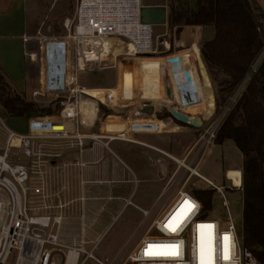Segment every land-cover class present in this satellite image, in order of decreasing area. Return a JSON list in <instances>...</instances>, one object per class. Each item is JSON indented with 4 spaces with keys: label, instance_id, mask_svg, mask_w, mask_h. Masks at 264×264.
I'll list each match as a JSON object with an SVG mask.
<instances>
[{
    "label": "built area",
    "instance_id": "built-area-1",
    "mask_svg": "<svg viewBox=\"0 0 264 264\" xmlns=\"http://www.w3.org/2000/svg\"><path fill=\"white\" fill-rule=\"evenodd\" d=\"M141 8V0H76L72 16L64 21L67 31L65 37L44 40L43 43H39L37 52L30 53L27 51V46L31 37L24 38L25 55L31 61H36L35 66L39 76L38 89L33 94L50 97L48 104L53 103L55 106L59 104L61 108L56 113L29 115L24 133L9 129L0 120L8 133L4 155L0 156L2 158L0 170L9 174L8 177L0 179V183L4 181L10 186L6 188L0 185V205L11 206L8 222L0 212V264H8V257L13 250L17 251L14 264H50L51 250L48 247H64L59 241L60 226L63 221L62 211L73 200H67L66 195L61 198L59 193H55L56 187L53 182L46 184L42 182L41 185L39 184L41 194L40 198L38 197L41 215H29L26 208L24 211L21 208L22 205L27 204L30 171L43 163L9 164L5 160L7 152L13 147L20 149L26 158H32V140L37 138L68 141L73 143L68 145L78 147V151L102 141H105L102 142L105 146L113 140L138 143L158 152L170 164V170L163 177L164 183L151 207L141 208L135 205L131 198L125 199V206L131 205L141 213L138 227L140 226L142 231L132 234V238L133 235L136 238L134 248L121 259L120 264H260L252 252L244 247L241 230L231 216L229 201L225 195L230 190H241V186L234 187L231 183L214 184L200 173L199 163L205 149L214 143L218 129L239 98L251 74L263 61L264 45L251 64L250 70L226 97L220 109L208 121H203L200 128H188L193 132L199 130L197 139L181 155H174L140 142L134 137L163 132L166 128L164 120L167 118L175 120L170 114L171 110L188 117L194 116L184 113L186 107L183 102L187 104L190 99L188 93L192 90L194 92L195 87L191 84L192 89L189 88L191 91L188 88L185 90L175 88L173 74L180 76V70L168 60L186 51L172 52L169 38H165L162 34L154 37V25L141 21ZM159 38H162L160 42ZM111 39L121 41L122 47L126 48L125 55L129 54L133 57L153 55L158 52V44L162 45L168 53L164 57L167 77H160L159 73L156 88L150 86L146 91L141 83L135 87V90L132 88L127 97H124L122 92L112 90L118 88V82L114 88H104L101 97H91L83 93V86L77 85L78 74L93 72L104 67L103 61L112 53L113 47L109 42ZM107 41L109 45L103 49L102 42L107 43ZM45 56H47V72ZM191 61V68L194 70V60ZM114 66L115 64L112 67ZM87 101H94L97 113L99 104L108 111L118 113L124 111V118L115 115L117 119H123V129L106 132L101 126L84 132L81 105L84 102L89 105ZM37 106L42 109L46 105ZM196 114L201 117L202 112ZM37 156L40 159L41 152ZM56 156L59 154L57 153ZM162 163L164 160L157 161V164ZM44 164H47L46 161ZM70 165L80 167L83 163L73 159ZM193 178L219 195L225 210L223 222L208 217L192 189H187V184ZM64 182L67 185L60 184L61 193L71 195L73 189L75 190L74 182L68 183L67 180ZM14 193H18L19 200ZM52 203L59 212H51ZM173 227L176 228L175 231H172ZM4 230L7 231L6 234ZM225 236L228 237L227 241ZM149 245L157 247L149 249ZM70 248L68 247V252ZM78 248L79 257L74 264H80V254L85 255L83 261L92 259L96 264H118L108 258L102 260L96 257L93 250L86 251L80 246ZM226 248L227 259H225ZM22 251L25 256L32 254L34 256L28 260L22 259L20 258ZM173 252L176 254H168Z\"/></svg>",
    "mask_w": 264,
    "mask_h": 264
},
{
    "label": "rangeland",
    "instance_id": "rangeland-1",
    "mask_svg": "<svg viewBox=\"0 0 264 264\" xmlns=\"http://www.w3.org/2000/svg\"><path fill=\"white\" fill-rule=\"evenodd\" d=\"M154 1V0H150ZM30 8L28 14V21L30 26V37L31 40L28 43L27 51L30 52H37L39 43H43L44 40H49L52 38H63L66 36L67 31L64 27V21L66 18L72 16L74 7L76 4V0H29ZM251 5L254 10L256 9L255 4L251 1ZM168 15V12H167ZM264 21V19L262 20ZM164 25V24H163ZM163 30L161 25H157L153 27V36L160 34ZM193 32V29H186L185 30V37L187 39H192L189 37L190 33ZM213 29L212 27H204L202 29V39H208L212 36ZM169 37H171L170 41L172 40V36L169 33ZM168 35H165V38H169ZM162 38H159V42ZM111 42V55L108 56L102 63L104 66L98 70L93 72H82L78 74L77 85L83 87H95V86H115L116 80L119 78L118 67L114 66L116 62L120 65V59L128 58L129 56L125 55L126 48H123L121 45V41L116 39L109 40ZM171 46V45H170ZM158 52L153 55L147 56H136L131 58L133 59L135 71L134 80H133V90L137 85L142 83L141 79H144L142 72L139 70L141 68V62L143 60H157L160 63L159 73L160 77H167V74L164 70V65L166 61L164 57L168 55V53L164 50L163 46L158 44ZM173 52V49H171ZM184 51L186 53L181 54L182 59L186 63L188 59H191L195 56L194 51L191 48H187ZM181 52V51H180ZM118 53V54H117ZM27 58H29L27 56ZM115 58V60H113ZM117 60V61H116ZM36 64V61L33 62ZM114 63V64H113ZM113 64V65H112ZM194 70L192 69V73H198V67L196 59H194ZM111 66V67H109ZM140 71V72H139ZM141 73V77L139 76ZM217 78L221 79L223 76L221 73H217ZM140 80V81H138ZM212 81V80H211ZM214 89L217 88L216 84L212 81ZM191 84L194 85L195 89L191 91L189 88ZM152 86V85H151ZM176 89H183L188 88L191 92L188 93L190 99H188L187 104L183 102L184 113H188L189 115L198 116L196 113L202 112L205 113L207 110L206 105V96L203 90L202 83H198L197 81L193 80L192 82L186 80H179L175 83ZM33 86L27 85L26 90L24 92L16 93L12 89L10 92L19 94L22 96L26 101H30L35 105H46L42 108V112L45 114L49 113H56L60 110L61 106L53 105V103L48 104L50 97H42V96H35L33 94ZM192 89V87H191ZM202 89V90H201ZM196 91V92H195ZM230 94V93H229ZM228 94V95H229ZM227 95V96H228ZM216 100V95H215ZM48 104V105H47ZM83 105V104H82ZM81 105V108H82ZM88 106V104H87ZM201 107V108H200ZM199 108V109H198ZM100 113L95 119L94 122V129L101 128L103 125L104 119L108 114L113 115H120L123 118L125 117V113L123 112H112L108 111L104 106L99 104ZM220 108H217L216 102V111ZM162 110L161 113H163ZM216 113V112H215ZM218 113V112H217ZM196 114V115H195ZM31 115L29 113L27 116ZM5 111V109L0 105V120L6 125L9 129L18 132L24 133L26 132V117L24 118H16L15 120H11ZM193 117V116H189ZM176 121V120H175ZM118 123H124L123 119H116ZM177 122V121H176ZM174 124L178 126H173L170 124L171 128H175L172 130L171 133L168 131V127L163 134V139L157 138L153 135H140L136 136L150 144L156 145L162 148L165 151L171 152L173 154H181L185 151V149L198 137L199 130H194L191 132H187V130L179 129L180 125L178 122ZM98 125V126H97ZM95 131V130H94ZM85 132V131H84ZM8 135L7 131L3 127L2 123L0 122V156L4 155L5 152V143L6 139L4 135ZM4 137V138H3ZM7 138V136H6ZM33 145V156L32 158H26L23 156L22 151L18 148H10L7 152V156L5 160L9 164L13 163H21L25 165H33V162H41L43 164H38L39 167H35L33 171H30L31 180L28 183L29 191L27 194V204L22 205V210L26 208L29 215L32 216H39L41 215V208H39L38 197L40 198V191H39V184L41 185L42 182L46 184L47 182H53L55 188V193H59L62 197H68V193L63 194L60 190V181L62 177H65L64 180L67 182H74L76 184L75 190L73 189V195L69 200H73L71 204L65 206L64 211H62L63 221L60 226V234H59V241L64 245V247L58 246H49L48 248L51 250V263L50 264H64L65 256L68 251V247H83L86 251L93 250V254L100 258H108V260L113 261V263H121V259H123L126 254H128L133 248L136 242V238H132V234L140 233L142 228L139 225L141 220V214L131 205L122 206L119 202H110L108 206H106L102 211V206L97 205V199H94V213L97 214V208H99V216L97 217V222L93 224L92 229L95 233H100L98 235V240L91 241L90 238L82 236V219L83 218V211H82V204L81 202L85 199V192L82 190V184L85 181L82 177V172L80 170L81 166L77 167V173H74V166L70 164L73 161L72 158V151L78 150V147L70 146L68 144H72L68 141L59 140V139H35L32 140ZM230 143V142H229ZM218 145V144H217ZM40 150V151H39ZM97 154L102 156L105 163H108L112 166L113 171L115 172V176L123 180H130L133 179V174L125 167L121 161L128 166L133 172L134 175L138 178H141L143 174L140 170L145 169L144 167L147 166L148 160L147 156L152 152L142 146L123 142V141H110L108 144V149L105 147H98L96 146ZM41 152L40 159H38L37 154ZM57 153L59 156H56ZM35 154V155H34ZM121 161H119V159ZM242 154L241 152L233 145V144H222V146H211L210 150L206 153L201 165L199 167V171L205 176H214L216 183L221 181L223 177V170L226 168H233L239 167L242 163ZM32 160V163H31ZM46 161L47 164H44ZM219 163H222V167ZM73 169V173L71 175L62 173L63 171L68 172ZM234 171H238L239 169H231ZM8 173L1 172L0 170V179H4L8 177ZM62 175V176H61ZM225 181V180H224ZM74 184V185H75ZM226 184H230L226 182ZM123 185H131V190L134 189V197L133 202L137 205H140L144 208H149L151 206V198L149 189L148 192H143L144 189L142 187L145 184H141L140 186L134 188L133 184H127V182H123ZM52 186V184H51ZM69 186V185H68ZM71 186V184H70ZM72 187V186H71ZM97 185H95V188ZM206 189V185L198 182L195 178H193L187 184V189ZM54 189V188H53ZM97 191V190H95ZM212 195H214L212 199V204L210 209L205 210V213L208 217L212 218L214 216L219 217L220 221L223 222L225 218V210L221 203V198L218 194L214 193L213 190ZM136 193V194H135ZM214 193V194H213ZM143 196L140 199V196ZM226 198L229 201V209L231 216L234 222L239 226L241 230V222H242V190L236 191H227L225 193ZM101 202V200H99ZM118 204V205H117ZM55 204H51L52 211L56 212L59 210L54 208ZM10 210L11 206H4L0 205V212L5 217V220L8 222L10 217ZM52 215V214H51ZM138 227V228H137ZM137 228V230H136ZM53 231V230H52ZM136 237V236H135ZM132 239V240H131ZM130 240V241H129ZM95 245H97L95 247ZM17 255V251L13 250L12 253L8 257V264L15 263V257ZM84 254H80L79 263L80 264H96L92 259H86Z\"/></svg>",
    "mask_w": 264,
    "mask_h": 264
},
{
    "label": "trees",
    "instance_id": "trees-1",
    "mask_svg": "<svg viewBox=\"0 0 264 264\" xmlns=\"http://www.w3.org/2000/svg\"><path fill=\"white\" fill-rule=\"evenodd\" d=\"M170 0L167 24L212 27L213 35L203 40L200 53L215 88L217 108L238 85L264 45V12L254 10L250 0ZM173 57L168 60L172 62ZM157 68L160 63L155 60ZM217 73L222 78H217ZM0 73V105L12 117L45 114L19 94ZM28 117V116H27ZM231 140L241 152L242 222L245 248L264 264V59L222 122L215 144ZM203 210L210 209L212 191L195 189Z\"/></svg>",
    "mask_w": 264,
    "mask_h": 264
},
{
    "label": "crops",
    "instance_id": "crops-1",
    "mask_svg": "<svg viewBox=\"0 0 264 264\" xmlns=\"http://www.w3.org/2000/svg\"><path fill=\"white\" fill-rule=\"evenodd\" d=\"M253 1L255 6L259 9V11L264 12V0H250V2ZM169 3L170 0H141L142 6H160L164 7L166 10V16L167 12L169 10ZM194 1L188 0V6L190 8L193 7ZM29 0H0V73L3 75L5 81L8 83V85L11 87L13 91L16 93L24 92L26 90L27 85L33 86V92L38 89V75H37V68L33 61H31L29 58H27V55H25V42L24 38L30 37V26L28 21V14H29ZM157 26V25H156ZM163 27L162 32L160 35H168L169 33L172 36V40L170 41L171 37H169L171 49H173L174 52H180L184 51L185 49L189 48V45L191 44L192 40L199 35L202 39V29L203 26H197V25H181V26H174L172 29L169 28L167 24V17H166V23L164 25H161ZM193 29V32L190 33L189 37H192V39H187L185 37V30L186 29ZM213 35V33H212ZM212 36H210L208 39H210ZM194 43V40H193ZM118 54V53H117ZM129 56V55H127ZM134 58H131L129 56L128 58L120 59V65L116 62L115 66L118 67L119 72V78L116 80V83L118 82V88L112 89L116 92H122L124 93V97H127L129 95V92L132 91L133 88V80L134 75L137 72L135 71L134 67ZM195 56L191 59H188V61L185 63L184 60L180 55L174 56L172 59V62L174 65L178 66L179 75L173 74V84L175 86V83L179 80H186L189 82H192L193 80L197 81L198 83L201 82L199 70L198 73L194 74L192 73L191 64L194 60ZM115 60V58L113 59ZM117 61V60H116ZM47 56H45V71L47 72ZM139 70L142 72V75L144 77L142 81V87L147 91L149 87L152 85L153 87H157V77L159 75V69L157 68V65L155 63V60H143L141 62V68ZM139 71V72H140ZM141 75V76H142ZM140 76V73H139ZM140 76V77H141ZM141 80V78H140ZM138 80V81H140ZM114 88L113 86H95V87H83L84 90H82L83 93L86 95H89L91 97H101L104 88ZM119 90V91H118ZM89 105L87 104L82 105L81 108V117H82V130L83 131H90L94 128V122L96 119V115L100 113L98 109V113L96 111L95 103L94 101H87ZM11 120H15L16 118H24V117H12L8 116ZM118 117L112 114H109L105 117L102 130H105L106 132H117L123 129V124L116 122V119ZM27 120V117H26ZM176 122L173 119L167 118L164 120V123L166 125V128L163 132L159 134H145V135H153L157 138L163 139V134L165 132L170 131L173 132L175 128H171V126H178L174 124ZM177 123V122H176ZM170 124H172L170 126ZM180 125L179 129H187V132H191L188 130L190 128L189 126H186L180 122H178ZM168 127V129H167ZM151 130L152 128H147ZM166 129L168 131H166ZM6 134L4 135L6 139ZM140 136V135H138ZM137 136V137H138ZM3 137V138H4ZM134 137L136 140L146 143L150 146L156 147L162 151V148L150 144L140 138ZM116 141V140H113ZM105 142V141H102ZM102 142H95L91 147H88L86 149H82V151L74 150L72 151V158L77 159L79 162L83 163L80 170L82 172V177L85 178L83 184H82V190L85 192V199L81 202L82 204V211H83V218L82 219V236H85L87 238H90L91 241L98 240V235L101 233H95L92 229V226L94 222H97V217L99 216V208H97L96 211L97 214L94 213V199H97L98 203L97 205L102 206L101 211L110 204V202H120L122 206L124 207V201L127 198L133 199L134 195V189L131 190V185H123V182H127V184H133L134 188L140 186L141 184H145L143 192H148L149 189L150 192V198L151 203L153 204L155 197L159 190L161 189L163 183H164V176H166L168 171L170 170V164L167 163V161L156 151L153 149L146 147L144 145L133 143L142 147H145L149 149L152 153L147 156V166L144 167L145 169L140 170V172L143 174L141 178H138L134 175V172L126 166L119 158V161L129 169V171L133 174V179H120L117 176H115V172L113 171V168L108 163H105L102 156L97 154L96 146L98 147H105L108 149V145L105 146ZM124 142V141H123ZM230 142V143H229ZM132 143V142H129ZM109 144V142H108ZM192 144V143H191ZM190 144V145H191ZM222 144H233L234 143L231 140H227L223 142ZM222 144H211L205 149L203 158L205 157L206 153L210 150V147L215 146H222ZM189 145V146H190ZM188 146V147H189ZM235 146V145H234ZM236 147V146H235ZM237 148V147H236ZM168 152V151H165ZM171 153V152H169ZM183 153V152H182ZM181 153V154H182ZM173 154V153H171ZM181 154H174V155H181ZM203 158L201 162L203 161ZM163 161L162 164H157V161ZM243 161V158H242ZM201 162L199 163V167L201 165ZM222 167V163H219ZM242 163L239 167H236L240 170ZM74 168V173H77L78 168ZM233 168H226L223 170V177L221 178V181L219 183H216V180L214 179V176H205L201 172V174L206 177L207 179L211 180L214 184L220 185V184H226V182H229L226 180L232 179L229 177L230 172H235L231 169ZM238 170V171H239ZM71 171L68 170L62 171V173H66L69 175L71 174ZM73 173V172H72ZM62 176V175H61ZM227 176V177H226ZM65 177H62L61 179V186L67 185L66 182H64ZM134 179H136V183H134ZM241 181V178H239ZM225 180V181H224ZM75 184V183H74ZM73 184V185H74ZM232 184L234 186H237L234 184V181L232 179ZM95 185L97 187L95 188ZM60 186V187H61ZM54 188V186H51ZM74 188H76V184L74 185ZM97 190V191H95ZM232 191V190H230ZM240 191V190H236ZM136 194V193H135ZM71 195H68L66 198H71ZM142 195L140 196V199H142ZM214 195H212L213 199ZM101 200V202L99 201ZM133 202V200H132ZM134 203V202H133ZM137 205L136 203H134ZM151 204V206H152ZM118 205V204H117ZM141 208H144L140 205H137ZM150 206V207H151ZM136 209V208H135ZM137 210V209H136ZM138 211V210H137ZM139 212V211H138ZM140 213V212H139ZM141 214V213H140ZM215 219H219V217H212ZM220 220V219H219ZM61 232V230H60Z\"/></svg>",
    "mask_w": 264,
    "mask_h": 264
},
{
    "label": "water",
    "instance_id": "water-1",
    "mask_svg": "<svg viewBox=\"0 0 264 264\" xmlns=\"http://www.w3.org/2000/svg\"><path fill=\"white\" fill-rule=\"evenodd\" d=\"M141 21L150 25H163L166 23V10L164 7L160 6H142L140 10ZM194 40V43H193ZM189 48H191L195 53V59L197 62V67L199 70L203 90L206 96L207 110L201 115V117L185 116L175 110H171V116L178 122L189 126L190 128L197 129L203 124V121H208L216 112V100H215V89L211 78L209 76L208 70L204 63V60L200 53L201 37L197 35L193 39Z\"/></svg>",
    "mask_w": 264,
    "mask_h": 264
},
{
    "label": "bare ground",
    "instance_id": "bare-ground-1",
    "mask_svg": "<svg viewBox=\"0 0 264 264\" xmlns=\"http://www.w3.org/2000/svg\"><path fill=\"white\" fill-rule=\"evenodd\" d=\"M107 45H109V42L107 41V43L106 42H102V47H103V49L104 48H106L107 47ZM111 52H109V54H110ZM126 55H129V54H126ZM83 90H84V88H83ZM0 162H2V158L0 157ZM229 177L230 178H232L233 179V181H234V184L235 185H237V186H234L233 184H232V179H228V177H227V179L230 181V183H231V185L232 186H234V187H238V186H241V181H240V179L239 178H241V171L239 170V171H235V172H230L229 174ZM0 185H2V186H4V187H6V188H8V187H10L6 182H4V181H2L1 183H0ZM13 191V190H12ZM14 195H15V197L17 198V200H19V195H18V193L16 194V193H14ZM18 204L20 205V202H18ZM7 233V231L6 230H4V234H6ZM35 247H36V244H35ZM70 251L68 252L67 251V254H66V256H65V262H64V264H74L75 263V261L77 260V258L79 257V248L78 247H76V246H73V247H71L70 249H69ZM35 254H36V251H35ZM34 256V254H32V255H26L25 256V254H24V252L22 251V253L20 254V258H25V259H29V258H31V257H33ZM32 262H33V260H32Z\"/></svg>",
    "mask_w": 264,
    "mask_h": 264
},
{
    "label": "snow or ice",
    "instance_id": "snow-or-ice-1",
    "mask_svg": "<svg viewBox=\"0 0 264 264\" xmlns=\"http://www.w3.org/2000/svg\"><path fill=\"white\" fill-rule=\"evenodd\" d=\"M186 203H187V202H186ZM189 208H191V205H189ZM177 227H178V225H177ZM175 230H176V228L173 227V228H172V231H175ZM225 240H226V241L228 240V237H227V236H225ZM148 247H149V249H152V248L157 247V246H155V245H149ZM172 247H174V246H172ZM161 254H163V253H161ZM168 254L174 255V254H176V253L173 252V253H168ZM227 258H228V255H227V248H226L225 259H227Z\"/></svg>",
    "mask_w": 264,
    "mask_h": 264
}]
</instances>
